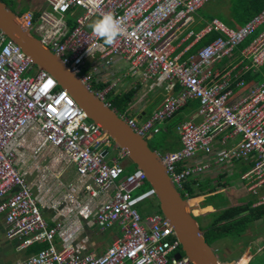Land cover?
Wrapping results in <instances>:
<instances>
[{"label": "built area", "instance_id": "2783aa9c", "mask_svg": "<svg viewBox=\"0 0 264 264\" xmlns=\"http://www.w3.org/2000/svg\"><path fill=\"white\" fill-rule=\"evenodd\" d=\"M42 1L44 9L18 14L20 22L108 106L111 85L90 87L93 76L100 74L98 62L109 66L122 57L128 62L126 75L149 89L162 88L160 105L141 121L115 110L145 140L164 129L161 124L188 100H198L197 118L176 125L180 147L157 151L180 195L187 196L188 178L212 164L252 159L240 178L256 196L252 206L264 205V81L230 101L233 77L264 65V27L239 50L236 64L214 80L207 72L264 24V8L238 28L212 19L195 37L211 32L218 36L180 60L173 56L172 40L210 0ZM105 13L113 14L125 29L110 46L89 27ZM217 141L220 146L212 157ZM111 146L118 149L67 89L0 31V215L5 235L17 241L18 251L47 243L15 264H192L158 208L137 209L156 198V191L151 185L141 189L145 172L137 167L126 170L121 161L125 155L118 149V158L109 156ZM115 227L116 236L97 252L93 238Z\"/></svg>", "mask_w": 264, "mask_h": 264}, {"label": "water", "instance_id": "95a60500", "mask_svg": "<svg viewBox=\"0 0 264 264\" xmlns=\"http://www.w3.org/2000/svg\"><path fill=\"white\" fill-rule=\"evenodd\" d=\"M0 31L14 40L38 69L46 70L60 87L66 88L87 117L108 132L115 147L145 172L147 182L156 191L160 212L170 221L191 263L221 264L214 248L205 241L188 201L180 195L166 172L157 150L151 149L147 140L136 134L115 109L89 90L58 56L22 25L18 13L1 0Z\"/></svg>", "mask_w": 264, "mask_h": 264}, {"label": "crops", "instance_id": "0c3cea01", "mask_svg": "<svg viewBox=\"0 0 264 264\" xmlns=\"http://www.w3.org/2000/svg\"><path fill=\"white\" fill-rule=\"evenodd\" d=\"M209 2H207L206 4H208ZM214 3L216 4L213 10H211L213 12L212 14L206 12L205 10L202 11L203 6L204 5L206 6V4H204L195 13L193 22H191L189 26L183 29H180L176 33L175 38L172 40V45L174 48L173 56H178L180 60H186L190 54L195 53L197 50H199V48L203 46L202 42L206 35L197 40L195 37V33L199 32V30H201L207 24H209L212 19H218L222 22H224L226 18H228V22H234L236 20V19L233 20L232 18V10L235 9V6L233 5L232 0H215ZM40 8L41 6L36 9H33V11L37 12L39 11L38 9ZM215 14L222 15L224 20L219 19ZM229 14L231 15V17L228 16ZM263 26L264 24L260 25L256 29V31L257 30L261 31ZM189 31H193V34L190 36H188ZM244 41L240 45H243ZM237 52H239L238 48L234 51L232 57H234V55ZM239 55H240V52L238 56L236 55L233 59H230L232 57H230L229 59L227 58V60L222 59L223 61L220 60L216 62L214 65L210 66L207 69V72L210 74L209 79L210 80L217 79L225 70L229 69L232 65L236 64L239 60V57H240ZM229 60H231L230 64L227 62ZM98 65L101 67V70H100V74H98L99 73L98 72L95 75V77L99 80L98 84H105L106 86L111 85V90L107 94L110 100H112L116 95H120L122 93L127 92L131 88H135V94L132 97V100L126 112L130 114L131 116L136 117L138 120L141 121L145 119L152 111H154L160 105L161 101L163 100L164 95H163L162 88L154 87L153 89H149L147 83L140 81L138 78L133 77L131 74L126 75V72L128 70V62L122 57H119V56L115 57L113 62L109 66H102L100 62H98ZM236 75H238V73ZM241 75L243 74L240 73L239 76ZM239 94L240 93H238V95ZM190 100H188L187 104L185 105V108L188 107L190 110L188 111L187 114H184V117H182V120H187L190 118H197L198 103H197V107L194 108ZM167 123L168 121H165L162 123L163 124L162 128H164L165 130L162 132L164 133L167 132L166 131ZM170 134L171 136L169 138V142L163 145V147H161L160 149L161 153L170 152L172 150L174 151L180 147L177 132L174 131L173 133H170ZM219 146H220V142L217 141L215 144V150L212 153V157L217 154L218 152L217 148ZM237 161H241V166L243 168L247 167L248 169V164L250 162V159L237 160ZM231 162H225L223 164H212L210 169L206 170L199 176H195L198 179V181L201 184H203L204 186L203 188H205V192L202 193L200 196L192 197L188 201L189 206L191 207V213L195 217H199V216L203 217V216H206L212 213L215 214L214 218L210 221V223L208 225L206 224L203 228H201L200 225L198 224L199 227L203 230V232L206 231L208 226L212 223V221L216 218V216L220 213V211L224 209L223 202H225L226 199L223 200V198L221 197V201L219 200V203H216L214 201V198H215V195L226 193L227 189H229V187L227 188V183L225 182L224 178L227 177L228 171L231 172V167L229 166L230 164H232ZM242 184L246 188V191L248 192L249 197L247 198V200L237 201L235 204L231 202V204L228 207L232 205L246 204L248 201L253 202L255 200L256 196H253L248 191L243 180L240 185ZM209 188H214V190L212 192H207L206 190H209ZM261 191H263V189H261ZM214 205H217V206H214ZM1 220H2V225L4 226V230H3L4 232L1 233V236H3V238L5 239L7 243L5 245H7L8 247H13L14 250H12V253L10 251H6L5 253L1 252L0 253V264H15L17 260L24 258L30 253H28L27 250L18 251L16 249L17 241L8 239L5 235V224H4V218L2 215H1ZM259 220L264 221V215L262 218H259ZM254 221H257V219ZM109 231L110 230H108L107 232H104L103 234H99L95 238H93V242H91V246L97 247L96 248L97 252H101L105 248V245L108 244L107 243L108 237H110L112 240L114 236H116V234L118 233V232H114V233H111L109 236H107V233H109ZM259 235H256L254 237V242H255V245L257 246V252L264 251V239L261 236L259 237ZM257 236L259 238H257ZM3 241H4L3 239L0 240V243H1L0 245L4 246ZM217 241H219V239H217L214 242H217ZM97 244L99 245L97 246ZM212 247L214 248V246ZM217 250L218 249L214 248L215 253ZM237 256L238 257L233 261L229 260V261H224V263H222L221 261L220 262L222 264H230V263H236V262H239V263L245 262L246 264L248 263L252 264L253 254L251 252L250 243L247 244L238 253Z\"/></svg>", "mask_w": 264, "mask_h": 264}, {"label": "rangeland", "instance_id": "374dc122", "mask_svg": "<svg viewBox=\"0 0 264 264\" xmlns=\"http://www.w3.org/2000/svg\"><path fill=\"white\" fill-rule=\"evenodd\" d=\"M5 1L7 2V5L8 6L11 5L9 7L12 8V10L14 12H17L18 14H21L27 10L36 9L40 6H41V8L38 10H42L45 8V4L42 0H5ZM214 2H215V0H212L208 4H206V6L204 5L202 8V11L205 10L206 12L212 14L213 12L211 10H213V8L216 4ZM80 12H81V10L77 9V13H80ZM215 15L219 19L224 20L222 15H219V14H215ZM228 16L231 17L230 14ZM235 16L236 15L232 14L233 20L236 19ZM224 23L231 28H237L240 25L239 20H235L234 22H228V18H226L224 20ZM258 32H259V30H257L253 35L246 38V40L244 41V45H247L256 36V34ZM240 59H241V56L239 57V60ZM255 72H259V75L257 76L258 81H255V82L259 83L261 81H264V66L258 68ZM27 75H28V73L26 74V76ZM98 82H99V80L95 76H93L92 82L90 85L92 90L99 89L98 88V85H99ZM256 83L250 82L249 85H255ZM246 91H247V86L235 89L234 94L230 97V101L233 102V101L239 100L240 96L238 95V93L243 92V94H245ZM106 101H110V98L108 96L106 97ZM190 101H191L194 108L197 107V103H198L197 99H192ZM113 109H115V108L113 107ZM189 110L190 109L188 107H186L182 112L177 114V116L178 117H184V114H187ZM161 126H163V124H161ZM163 136H164L163 132H161L159 134H156L153 138L148 139L147 142H148L149 146L150 147H155V146L157 147L159 143L163 144L162 143ZM108 150H109V156L117 157V158L119 157L118 156V149H115L114 146L109 147ZM121 161H122V164H124L125 166H127L128 163H130L129 159L126 156L121 157ZM229 162H231V161H229ZM231 163L232 164L229 165L231 167V172L228 171L227 177L224 178L225 182L227 183V188L229 187V189H227L226 193L215 195V198H214V201L216 203H219V200L221 201V197L223 198V200L226 199L225 202H223L224 208H227L231 204V202L235 204L237 201L247 200V198L249 197V194L246 191V188L243 186V184L240 185L242 183V180L240 179V175L242 172L247 170V167L243 168L241 166V161H232ZM69 172H70L71 177H73L74 167H71ZM143 188L144 187H142L141 189H143ZM138 191H140V188H138L134 193H136ZM157 206H158L157 199L156 198H150L148 201H146L142 204H139L137 206V209L139 211L151 212V211H154L157 208ZM214 215L215 214L212 213V214H209V215H206L203 217L202 216L196 217L195 219L198 222V224L200 225V227L203 228L206 224L208 225L210 223V221L214 218ZM3 230H4V226L2 225V220H1V215H0V240L1 239L4 240L3 241L4 246L0 245V253L1 252L5 253L6 251H10L12 253V250H14L13 247H8L7 245H5L7 243H6L5 239L3 238V236H1V233L4 232ZM118 231H119V227H115L112 230H110L109 233H107V236H109L111 233L118 232ZM256 235H259V237L261 236L264 239V221L259 220L258 218H257V221H254L253 219H251L250 223L247 225L246 229L242 233L233 234L230 236L223 237V238L219 239V241L214 242L212 244V246H214V248L218 249L216 251V255L219 257L218 258L219 261L224 263V261L235 260L238 257L237 256L238 253L247 244L250 243L251 252L253 254L252 264H264V251L257 252V246L255 245V242H254V237ZM259 237L257 236V238H259ZM110 241H111V238L108 237L107 243H109Z\"/></svg>", "mask_w": 264, "mask_h": 264}, {"label": "trees", "instance_id": "16d2710c", "mask_svg": "<svg viewBox=\"0 0 264 264\" xmlns=\"http://www.w3.org/2000/svg\"><path fill=\"white\" fill-rule=\"evenodd\" d=\"M7 4L5 0H1ZM233 5L235 6V9L232 10V14L236 15V20L240 21V26L243 25L245 22H247L253 15L257 14L260 10L264 8V0H232ZM11 6V5H9ZM12 9V8H11ZM68 24L73 27L74 20L73 18H70L68 20ZM239 26V27H240ZM218 36V33L216 32H211L207 34L204 39H203V45L212 41L214 38ZM245 45H240L239 50L243 48ZM201 48V47H200ZM199 48V49H200ZM239 52H237L234 57L237 55L238 56ZM233 55V54H232ZM231 55V57H232ZM234 57L230 58L233 59ZM228 58V59H229ZM223 60H227V58H224ZM222 60V61H223ZM231 62V60L227 61ZM232 64V63H231ZM231 66V65H230ZM228 66V67H230ZM259 75V72H247L241 76L237 75L236 77L233 78L232 82V88H233V93L234 90L237 88H241L244 86L250 87L251 83H256L255 81H258L257 76ZM242 79L244 81L243 86H237L236 83ZM257 84V83H256ZM255 84V85H256ZM106 85L105 84H99L98 88L103 89ZM239 96L243 95V92H239ZM247 93V91H246ZM135 94V88H131L125 93H122L120 95H116L112 100H110L111 107L115 108V110L119 113H126V110L128 106L130 105V102L132 100V97ZM185 109L184 107H181L179 110H177L174 115L169 118L167 121L166 125V133L163 132V144H158L156 147H150L151 149H155L160 151L161 147L165 145L167 142H169V138L171 136L170 133H173L176 131V125L180 123L182 120V117H178L177 114H179L181 111ZM130 115V114H128ZM162 131H165L162 129L160 132L157 134L161 133ZM178 134V133H177ZM179 140V136H178ZM180 143V141H179ZM173 151V150H172ZM161 152V151H160ZM130 163L126 166V170L131 171L132 169L136 168V165L132 163L129 160ZM253 160L250 159V162L248 164V167L253 164ZM202 174V173H201ZM201 174H198L196 176H199ZM195 177V176H194ZM188 178L185 182V190L187 193V196L183 192H181V195L184 199L187 198H192L196 196H200L202 193L205 192V188H203V184H201L198 179L195 178ZM150 184L145 181L144 188H148ZM214 188H209V190H206L207 192H212ZM207 202V201H206ZM253 202L248 201L246 204H240V205H232L230 207L224 208L223 210L220 211V213L216 216V218L212 221V223L208 226L206 231L204 232V238L205 241L209 244L212 245L214 241L217 239L230 236L233 234H239L242 233L247 225L250 223L251 219L256 220L257 218H262L264 215V205H259V206H252ZM217 206V205H214ZM158 211L159 206H157ZM196 218V217H195ZM47 246V243H34L31 245L28 249V253H36L42 248H45Z\"/></svg>", "mask_w": 264, "mask_h": 264}, {"label": "clouds", "instance_id": "9594fccd", "mask_svg": "<svg viewBox=\"0 0 264 264\" xmlns=\"http://www.w3.org/2000/svg\"><path fill=\"white\" fill-rule=\"evenodd\" d=\"M92 2L96 3L97 0H92ZM89 27L93 36L101 40L103 45L106 46L112 45L116 38L125 30L123 25L111 13H105L100 16L94 20ZM88 51L87 49V52Z\"/></svg>", "mask_w": 264, "mask_h": 264}]
</instances>
